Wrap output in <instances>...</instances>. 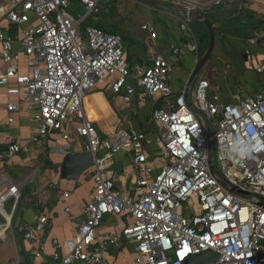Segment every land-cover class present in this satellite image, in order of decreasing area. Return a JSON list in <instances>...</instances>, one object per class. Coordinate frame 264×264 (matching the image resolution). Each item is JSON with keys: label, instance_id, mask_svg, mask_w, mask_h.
I'll list each match as a JSON object with an SVG mask.
<instances>
[{"label": "built area", "instance_id": "1", "mask_svg": "<svg viewBox=\"0 0 264 264\" xmlns=\"http://www.w3.org/2000/svg\"><path fill=\"white\" fill-rule=\"evenodd\" d=\"M78 1L87 10L79 19L68 11L70 0H12L8 9H0V17L5 16L12 25L29 23L31 15L39 21L38 26L23 33L21 40L33 65L27 74L19 73L14 39L0 28V60L6 67L0 71V87H8L14 80L16 86L7 93L22 95L31 108L37 107L34 120L38 134L33 142L40 145L51 132L69 140L64 125L77 119L81 125L76 133L87 140V151L97 156L87 171L94 177L95 191L84 207L85 219L78 232L64 244L54 240L55 251L46 258L37 238L46 233L49 220L40 214L37 223L24 232L25 239L33 244L34 257L42 264H104L103 255L117 246L119 237L109 236L96 243V231L106 217L128 212L133 222L123 236L136 242L135 264H186L209 251L218 255L214 264H264V90L253 98L223 101L218 95L209 96L207 80L199 82L193 104L212 129L218 121L217 131L213 130L217 176L209 165V136L204 123L185 96L155 110L153 119L160 127L159 156L165 162L156 172L147 154L146 135L119 130L103 138L87 118L84 99L98 82L111 76H117L110 82L112 93L118 96L125 92L127 104L139 90L143 101L156 96L169 99L173 96L172 66L158 53L150 67L132 68L125 59L120 36L92 26L81 31L87 17L99 12L102 0ZM170 1L176 7L187 2ZM211 2L219 5L222 0ZM183 22L188 27L187 21ZM143 30L156 38L152 26L144 25ZM191 37L184 48L199 59L200 39L194 32ZM262 39L264 30L250 42L257 45ZM262 49V63L249 65V71L264 74ZM173 52L178 54L179 50L173 48ZM8 110L15 112L18 106L10 104ZM101 150L106 154L99 158ZM125 150L133 154L136 198L122 196L105 175L114 166L115 155ZM21 152L29 149L9 140L6 151L0 150V158L1 153L13 158ZM16 194L13 187L0 196L4 211L7 199Z\"/></svg>", "mask_w": 264, "mask_h": 264}, {"label": "crops", "instance_id": "2", "mask_svg": "<svg viewBox=\"0 0 264 264\" xmlns=\"http://www.w3.org/2000/svg\"><path fill=\"white\" fill-rule=\"evenodd\" d=\"M10 1L12 0H6L0 9H8ZM211 3V0H187L185 4H180L181 7L196 6L206 13L216 30L211 65L209 66L208 62L207 73L198 80L193 92L192 86L189 89L190 78L198 61L204 55L201 56L200 49L199 59H197L194 54L184 48V45L192 40L193 26L189 23H187L188 27L185 26L183 22L186 21L185 13L183 16H178L156 10L157 18L152 22H144L142 25L140 31L142 35L128 40L130 47L142 48V53L136 50L133 53L135 62H130L126 59V53L130 51L127 47L125 59L131 67L148 68L152 65L156 54L164 55L173 69L170 77L173 96L169 99L161 96L145 97L143 101L139 95L143 92L139 90L138 96L127 104L124 100L125 92L118 96L112 93L111 83L117 76H111L108 81L98 82L94 90L84 99L87 118L103 138L119 130L136 131L146 135L147 154L156 172L164 166L165 162L159 156L160 127L153 119L155 110L166 108L168 102L174 101L180 95L185 96L187 91L193 101L199 82L207 80L209 72L219 76L217 85L207 80L210 84V97L218 95L223 101H234L236 97L253 98L264 90V74H257L248 69L249 65L258 66L263 61V49L258 44L254 45L250 42L260 31L236 26L228 29L221 28L224 24L232 23L229 17L234 13L240 14V18L248 15L255 21L264 20L262 0H251L250 5L240 4L234 0H222L219 5ZM166 5L176 7L170 0ZM215 7L219 8L217 12H213ZM38 25L39 21L34 15H31L29 23L23 25H12L5 16L0 17V28L15 41L20 74L29 73L33 66L21 45L23 33L28 28ZM144 25L154 28L156 38H152L149 32L143 30ZM200 46L201 40L199 48ZM173 48L179 50L178 54L173 52ZM184 59L189 60L190 65H185ZM5 69L0 60V71L4 72ZM176 69L182 71V76L178 84L174 85L172 74ZM245 85L251 87L256 85L259 88L255 93H251ZM15 86L16 83L12 80L8 87H0V150L6 151L8 141L14 140L22 147H27L29 152H21L13 158H8L1 153L0 196L13 187L17 189V194L10 196L5 203V207L9 206L10 211L4 212V215L0 214V220L4 222L3 225H6L0 224L1 243L12 246L14 249L13 255L6 262L2 260L3 257L0 254V264H26L27 259L31 260L29 264H42L41 259L34 257L32 242L24 237L26 228L34 226L40 214L48 217V230L46 233H40L37 238L38 244L43 245L45 249L46 258L55 251L54 240L63 244L71 240L85 219L84 207L95 191L94 177L87 174L93 166L83 172L78 180H67L62 177V167L66 156L72 153L88 152L87 140L76 133V128L81 125V121L72 119L65 123L64 132L70 135L69 140H64L57 133L51 132L41 139L40 145L35 144L33 139L38 134V123L34 120V116L37 113V107L31 108L29 100L22 95L10 96L7 93L8 89ZM10 104L17 105L18 110L10 112L8 110ZM114 160V166L105 172L106 177L115 183L116 189L122 196L136 198L132 152L121 151L115 155ZM132 222L133 219L128 212L108 216L103 220L96 231V243L104 241L109 236L119 237L117 246L111 247L103 255L104 264H135L138 256L136 242L123 236L124 229ZM9 233L11 240L6 236Z\"/></svg>", "mask_w": 264, "mask_h": 264}, {"label": "rangeland", "instance_id": "3", "mask_svg": "<svg viewBox=\"0 0 264 264\" xmlns=\"http://www.w3.org/2000/svg\"><path fill=\"white\" fill-rule=\"evenodd\" d=\"M6 3V0H0V7L3 6ZM100 13H93L87 21H84L81 25V31L85 32V29L87 26H93L94 24L96 25L97 23H102L106 27L112 26L119 28L124 35L128 36L129 39H134L138 37L139 35H142L141 27L144 24V22H152L153 19L157 18L158 10L156 8L153 9V7H149L140 3H137L133 0H102L100 3ZM219 8L215 7L213 8V12H217ZM68 11L71 13L76 18H81V16L86 15L87 10L86 8L79 3L78 0H70V6L68 8ZM196 24V23H195ZM192 25V24H191ZM194 25V24H193ZM192 25V26H193ZM123 29V30H122ZM193 29L195 30V34L197 37L201 39H205V42L207 40L206 34H207V29L206 27L202 24L193 26ZM128 39V40H129ZM209 42V41H208ZM123 46L124 49L128 47L130 50L128 53H126V59L130 62L134 61V54L136 50L140 53H142V48H137L136 47H130V43H125L123 41ZM207 49V48H206ZM185 65L189 64L190 61L187 59H184ZM135 62V61H134ZM211 65L210 60H209V66ZM134 68V67H132ZM190 69V67L188 68ZM208 69V64L207 66L202 70L200 73L199 77L196 79V81L192 85V92L196 89L198 80L202 79L204 75L207 73ZM231 74V73H230ZM182 76V71L176 69L174 70V73L172 74V79L174 85L178 84L179 78ZM207 80L210 81L211 83L214 82L215 85L219 83L218 78L219 76L215 75L214 73L209 72L207 74ZM247 85H245L246 87ZM248 91L251 93H255L256 90H258L259 87L256 85L247 86ZM218 129V121H215L213 123V130L216 132ZM105 151L99 153V158L103 157L105 155ZM213 162L215 165V168L217 171L218 169V162H217V152L216 149L213 150ZM5 211H10L9 206L5 207ZM3 221L0 220V224L3 225ZM4 226V225H3ZM2 228V227H1ZM0 228V229H1ZM8 239H12L11 234L6 235ZM14 249L13 247H9L6 244L1 243L0 240V254L2 255V260L6 262L8 259L11 258V255H13ZM1 260V261H2Z\"/></svg>", "mask_w": 264, "mask_h": 264}, {"label": "water", "instance_id": "4", "mask_svg": "<svg viewBox=\"0 0 264 264\" xmlns=\"http://www.w3.org/2000/svg\"><path fill=\"white\" fill-rule=\"evenodd\" d=\"M133 1L178 16H183V13H185L184 19L187 21V23L189 24L201 23L206 27L209 37V44L204 55L198 61L197 67L190 78V82H189V89H190L193 83L199 77L202 70L207 66L213 54L216 43V33H215L214 23L210 20V18L207 16L206 13L196 8L172 7L154 0H133ZM234 1L244 5L252 4L251 0H234ZM258 45L261 48H264V39L260 40L258 42ZM185 100L188 106L193 110V112L199 118L202 119L204 123L206 132L209 136V165L212 174L214 176H217V173L215 171V165L213 162V148H214L213 129L211 128L209 122L202 116V114L194 106L193 101L190 98L189 91H187L185 94ZM96 157L97 156L89 152L69 154L68 156L65 157L63 162L62 177L67 180H78L83 172H85L94 165ZM232 192H236L235 189H233ZM217 259H218V255L213 251H209L190 258L186 262V264H214Z\"/></svg>", "mask_w": 264, "mask_h": 264}, {"label": "trees", "instance_id": "5", "mask_svg": "<svg viewBox=\"0 0 264 264\" xmlns=\"http://www.w3.org/2000/svg\"><path fill=\"white\" fill-rule=\"evenodd\" d=\"M98 13H100V6H99V12ZM91 15L92 14H90L85 21H87ZM239 15L240 14H237V13L231 14V16L229 17V20L232 23H230V24L227 23V25L224 24L221 28L228 29V28L236 26V27H244V28H247V29H250V30H256L257 32H259L262 29H264V20L255 21L252 18H250V16H248V15L247 16L244 15L242 18H240ZM197 25H200V24L196 23L193 26H197ZM92 27H95V28H97V29H99V30H101L103 32L109 33V34L118 35V36H120L122 38V40L125 43L129 39L128 36L124 35L122 32H120L121 30L119 28H116V27H112V26L106 27L102 23H97L96 25L94 24ZM193 31L195 32L194 29H193ZM215 33H216V30H215ZM206 35H207L206 36V38H207L206 42H205V39H201V46H200L201 47L200 48L201 49V56L205 53L206 48L208 47V44H209V42H208L209 41L208 32H207ZM1 150L3 151V149H1ZM27 261L28 262L26 264H29L31 260L27 259Z\"/></svg>", "mask_w": 264, "mask_h": 264}, {"label": "bare ground", "instance_id": "6", "mask_svg": "<svg viewBox=\"0 0 264 264\" xmlns=\"http://www.w3.org/2000/svg\"><path fill=\"white\" fill-rule=\"evenodd\" d=\"M154 9V8H153ZM4 209H3V207H2V204H0V214H3L4 215ZM6 213V212H5ZM9 219H7V221H8ZM10 222V221H9Z\"/></svg>", "mask_w": 264, "mask_h": 264}]
</instances>
